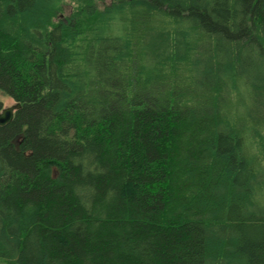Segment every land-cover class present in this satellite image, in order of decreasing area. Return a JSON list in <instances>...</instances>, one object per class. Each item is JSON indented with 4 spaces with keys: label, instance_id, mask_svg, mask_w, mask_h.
I'll return each instance as SVG.
<instances>
[{
    "label": "trees",
    "instance_id": "16d2710c",
    "mask_svg": "<svg viewBox=\"0 0 264 264\" xmlns=\"http://www.w3.org/2000/svg\"><path fill=\"white\" fill-rule=\"evenodd\" d=\"M1 93L5 264H264V0H0Z\"/></svg>",
    "mask_w": 264,
    "mask_h": 264
},
{
    "label": "water",
    "instance_id": "95a60500",
    "mask_svg": "<svg viewBox=\"0 0 264 264\" xmlns=\"http://www.w3.org/2000/svg\"><path fill=\"white\" fill-rule=\"evenodd\" d=\"M17 108L18 105H15L14 108L3 109L2 112H0V125H4L11 121Z\"/></svg>",
    "mask_w": 264,
    "mask_h": 264
},
{
    "label": "rangeland",
    "instance_id": "374dc122",
    "mask_svg": "<svg viewBox=\"0 0 264 264\" xmlns=\"http://www.w3.org/2000/svg\"><path fill=\"white\" fill-rule=\"evenodd\" d=\"M0 100L3 102V108L5 109L15 107V101L12 98L3 95L2 93L0 94ZM0 264H5L1 258H0Z\"/></svg>",
    "mask_w": 264,
    "mask_h": 264
}]
</instances>
